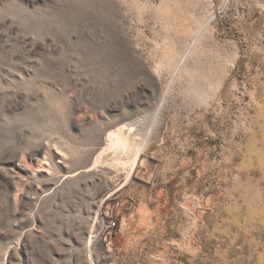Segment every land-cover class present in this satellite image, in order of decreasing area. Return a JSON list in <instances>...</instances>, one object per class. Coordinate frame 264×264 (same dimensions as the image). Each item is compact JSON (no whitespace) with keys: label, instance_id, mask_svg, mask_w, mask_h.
<instances>
[{"label":"rangeland","instance_id":"rangeland-1","mask_svg":"<svg viewBox=\"0 0 264 264\" xmlns=\"http://www.w3.org/2000/svg\"><path fill=\"white\" fill-rule=\"evenodd\" d=\"M0 264H264V0H0Z\"/></svg>","mask_w":264,"mask_h":264},{"label":"bare ground","instance_id":"bare-ground-1","mask_svg":"<svg viewBox=\"0 0 264 264\" xmlns=\"http://www.w3.org/2000/svg\"><path fill=\"white\" fill-rule=\"evenodd\" d=\"M127 134L118 133L115 137L116 143L121 149H125L127 146ZM30 164V163H29ZM19 168V167H18ZM12 169V168H11ZM8 172V171H7ZM20 175V174H19Z\"/></svg>","mask_w":264,"mask_h":264},{"label":"built area","instance_id":"built-area-1","mask_svg":"<svg viewBox=\"0 0 264 264\" xmlns=\"http://www.w3.org/2000/svg\"><path fill=\"white\" fill-rule=\"evenodd\" d=\"M117 225H118V223H117L116 219H110L107 221L106 227H107L109 232H112L117 228Z\"/></svg>","mask_w":264,"mask_h":264},{"label":"crops","instance_id":"crops-1","mask_svg":"<svg viewBox=\"0 0 264 264\" xmlns=\"http://www.w3.org/2000/svg\"><path fill=\"white\" fill-rule=\"evenodd\" d=\"M256 118H257V116H255V119H256ZM255 119H254V120H255Z\"/></svg>","mask_w":264,"mask_h":264}]
</instances>
